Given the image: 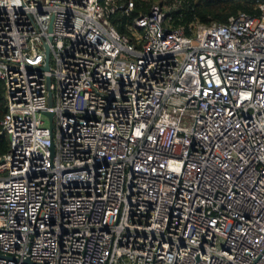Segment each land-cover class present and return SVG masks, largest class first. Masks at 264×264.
<instances>
[{
    "label": "built area",
    "instance_id": "2783aa9c",
    "mask_svg": "<svg viewBox=\"0 0 264 264\" xmlns=\"http://www.w3.org/2000/svg\"><path fill=\"white\" fill-rule=\"evenodd\" d=\"M139 1L0 0V264H264V4Z\"/></svg>",
    "mask_w": 264,
    "mask_h": 264
},
{
    "label": "trees",
    "instance_id": "16d2710c",
    "mask_svg": "<svg viewBox=\"0 0 264 264\" xmlns=\"http://www.w3.org/2000/svg\"><path fill=\"white\" fill-rule=\"evenodd\" d=\"M137 3L138 5H142L139 0H137ZM260 4H264V0H184L181 9V21L176 22V24L185 25L193 19L205 25L210 23H223L228 17L235 16L238 13L258 16L260 14L258 5ZM142 7L144 10L147 9L145 4ZM137 13L138 10H135L133 16L137 15ZM174 17L176 18V16ZM111 21L119 33L128 34L124 27L126 22L124 17L115 15ZM3 94V84L0 81V121L5 113ZM7 150V141L4 137L0 136V157L3 156Z\"/></svg>",
    "mask_w": 264,
    "mask_h": 264
},
{
    "label": "water",
    "instance_id": "95a60500",
    "mask_svg": "<svg viewBox=\"0 0 264 264\" xmlns=\"http://www.w3.org/2000/svg\"><path fill=\"white\" fill-rule=\"evenodd\" d=\"M48 57H49V49H48V46H45V66L42 67V70H44V71H48V69H49ZM49 105H51L50 100H49ZM44 115L47 116L48 119L51 121V119H52V114L51 113L45 112Z\"/></svg>",
    "mask_w": 264,
    "mask_h": 264
},
{
    "label": "rangeland",
    "instance_id": "374dc122",
    "mask_svg": "<svg viewBox=\"0 0 264 264\" xmlns=\"http://www.w3.org/2000/svg\"><path fill=\"white\" fill-rule=\"evenodd\" d=\"M154 2V1H158V0H148V2ZM147 1L145 3H148Z\"/></svg>",
    "mask_w": 264,
    "mask_h": 264
}]
</instances>
